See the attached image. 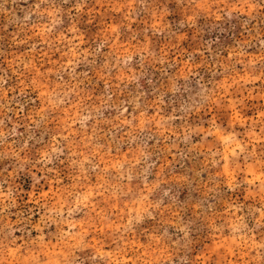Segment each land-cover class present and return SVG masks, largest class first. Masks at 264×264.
<instances>
[{"label": "rangeland", "instance_id": "1", "mask_svg": "<svg viewBox=\"0 0 264 264\" xmlns=\"http://www.w3.org/2000/svg\"><path fill=\"white\" fill-rule=\"evenodd\" d=\"M0 264H264V0H0Z\"/></svg>", "mask_w": 264, "mask_h": 264}]
</instances>
